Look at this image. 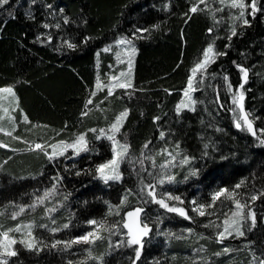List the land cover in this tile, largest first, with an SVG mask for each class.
I'll return each mask as SVG.
<instances>
[{"label":"trees","instance_id":"16d2710c","mask_svg":"<svg viewBox=\"0 0 264 264\" xmlns=\"http://www.w3.org/2000/svg\"><path fill=\"white\" fill-rule=\"evenodd\" d=\"M216 2L9 0L0 6V87L11 86L17 97L15 122L7 125L12 136L0 134V144L7 145L0 147V210L33 203L52 188L54 177H62L56 199L62 204L56 211L49 216L40 205L25 216L34 223L32 238L39 250L29 251L18 242L14 245L18 255L7 257L8 264L264 261V145L260 144L264 139V0H255L257 11L250 14L247 7L243 18L237 11L236 15L225 8L218 11L213 7ZM251 2L244 0L246 5ZM194 5L198 6L195 13L190 11ZM137 28L147 31L136 32ZM118 36L136 45L131 87L117 89L113 95L104 88L92 96L98 73L104 74L113 60L111 53L101 52L98 68L96 52ZM68 43L77 47L69 48ZM209 45L225 55H217L207 65L194 91V110L178 112L176 105L191 70ZM241 67L248 72L246 83ZM241 83L244 112L256 135L243 124L235 127L238 114L232 111L230 97ZM89 99L92 104L86 109ZM125 109L129 114L117 136L127 143L129 154L120 165L121 180L105 183L95 169L112 157L113 145L95 139L98 132L89 129H107ZM85 111L88 114L82 115ZM81 133H87L89 150L79 155L49 160L44 152L28 147L35 142L72 141ZM165 149L179 153V160L189 157L190 162L174 166L175 180L158 186L157 192L179 196L182 204L168 203L184 208L191 219L168 212L141 192L145 183L159 178V165L170 159ZM146 157L155 160V167ZM192 171L197 174L191 175ZM237 184L241 186L236 188ZM222 188L233 192V197L220 196L214 207L204 209V216L191 210L196 206L193 200L210 204ZM253 195L258 197L255 201ZM142 196L149 200L147 204ZM237 200L245 205L240 219L245 234L220 241L218 233L236 210ZM134 206L144 208L142 221L152 229L143 238L139 259L135 255L139 245H128L122 227L125 213ZM250 213L255 214L254 227ZM89 220L103 223L104 229L88 224ZM14 223L16 219L0 215L2 227ZM54 227L61 230L52 233ZM87 232L102 238L90 244L51 247L56 240L71 242ZM224 248L230 251L224 253Z\"/></svg>","mask_w":264,"mask_h":264},{"label":"snow or ice","instance_id":"6c2138e0","mask_svg":"<svg viewBox=\"0 0 264 264\" xmlns=\"http://www.w3.org/2000/svg\"><path fill=\"white\" fill-rule=\"evenodd\" d=\"M201 3H204L205 0H200ZM221 3H225L226 0H220ZM9 3V0H0V6L2 5H6ZM230 7L236 8L239 7L241 9H244L246 7L244 0H231V4L229 5ZM49 7H51L49 5ZM247 7H250L252 9V12L250 14H254L257 9H256V5H255V0H252V2L247 5ZM202 10V9H200ZM218 11H222V9H217ZM61 11H63L61 9ZM191 12L195 13L196 11H198V6H193L190 9ZM244 17V12L241 11L240 13V17L239 18H243ZM67 17H65V23H67ZM244 24L247 25L249 22L247 19H244ZM58 26V25H57ZM45 27H47V25H45ZM141 31H147L146 29H136V32H141ZM212 29H209V32H211ZM236 29L233 28L232 29V35H236ZM133 35H135V33H133ZM229 39H231V37H229ZM86 42V41H85ZM120 44H129L131 45V40H125L122 39L121 41H119ZM67 46L69 48H76L77 45L73 44V43H68ZM109 49H105V51H108ZM131 55L129 57L128 60V69L129 72L131 71L132 68V60H131V56L135 55L136 49L135 47H131ZM217 55H225V53H217L215 52L214 48L210 45L203 53V60L199 63H197L196 67L192 70L193 76H195L196 72L198 70L200 71H206L207 69V65L209 63H212L215 61V57ZM119 56V54H118ZM239 67V66H238ZM240 71L243 73V79L244 82H247V78H248V72L246 69L244 68H240ZM120 76H125L124 72L120 73ZM225 79H227V77H225ZM112 80H117V77L113 76ZM97 87H99V82L97 84ZM115 87H119V88H127V87H131L130 82L125 85L123 83H119L117 82V84L115 85ZM231 84H229V89L231 90ZM244 84L241 83L239 85V91L238 93L233 95V100L232 103L238 105L240 112L243 114L242 116L238 117L235 121V127L240 129L242 128V123L243 125L247 126V130L249 132H251L253 135H256L255 130L253 129V124L252 121L249 120L248 118V114L244 112V107H243V100H244ZM188 90L191 91H195L196 89L193 88V81L192 78H189L188 81ZM186 90L184 92V96L187 97L188 99V103H185L184 101H181V104L178 105L177 107V111L179 112L181 108H190L191 105H194L196 103V101L192 100V97L189 94V91ZM0 92H5L8 93L10 95L14 96V92L12 88H4V89H0ZM92 96H95V92L91 93ZM108 95H113V89L112 87H108ZM89 104H92V99H89L85 105V108L87 109V106ZM194 110V109H192ZM87 111L83 112L82 115H87ZM128 110L125 109L124 111H122L119 115H117L114 119V121L110 124L109 129L105 130V129H89L90 132L93 133H97L98 134L95 136V139H107L109 141L112 142L113 145V158L108 160L105 163L99 164L96 166L95 172L98 175V178L102 179L105 183H107L110 180H115V181H119L122 178V174L119 171L120 168V162L123 161L129 154V146L127 145V143L121 144L118 140L115 139L116 134L119 133L121 131V128L123 127V123L126 120L127 116H128ZM158 119V118H157ZM25 120H27V117H25ZM2 130V129H0ZM8 135H11V133H7ZM87 133H81L80 135H78L75 140L72 143H66L64 141H60L58 143H54V144H49V145H44V144H35L34 146L30 145V149L29 150H39L44 152V154L48 157L49 160H54L56 159L58 156H64L67 149H73L74 154L75 155H79L81 151H88V141L86 139ZM161 138L164 137V133L161 132L160 133ZM16 139H19V137H16ZM259 139V137H258ZM260 144L264 145V139H260ZM0 147H7V145L4 144H0ZM145 148L148 147V144L144 145ZM177 147H179V145H177ZM205 147L207 148V145H205ZM50 148L51 152L47 151V149ZM119 149V150H117ZM164 153L170 157V159L168 161H166L165 163H162L159 165V168L161 170L159 178H154L155 182H148L145 183L143 185V188L141 189V192L146 193V197L150 198V202L158 204L161 208L166 209L168 212H175L178 213L179 215L185 217L186 219H191V217L188 216V212L182 208V207H176L175 205H171L168 203V201H178L181 204L183 203V201L181 200V198L179 196H174L172 195L170 192H166V193H158L157 192V187L158 186H163L165 183H172L175 180V176L171 175L169 173H167V169L170 167H174L176 166V156L180 155L179 153H173V152H169L167 149L163 150ZM143 155V154H142ZM68 159H71V156L67 157ZM147 159H151L152 160V164L153 167H155V160L152 157H146ZM190 162V158L187 156H183L180 161L178 162L181 166L184 164H187ZM139 163L141 165H143V159H141L139 161ZM144 171H147V169H144ZM77 175H79L80 173L77 172ZM197 173L195 171L191 172V175H196ZM148 175H152L150 172L148 173ZM56 183L53 184L52 188L49 190H46L43 194L42 197H37V200L34 204L29 205L27 207L29 208H35L37 206V204H44V202L49 198V196L54 195L56 192V188H57V184L62 180V177H60L59 175L57 177L53 178ZM185 179H187V177H185ZM241 184H243V181H241ZM241 184H237L235 187L239 188L241 186ZM227 194V198H232L234 193L229 191L228 189H219L217 192H215L212 196V203L210 204H197V202L195 200H193L191 203L193 205H196L194 208H192V211L198 212L199 215L204 216L206 213L204 211V209L206 208H212L215 205V201L222 195ZM261 195H264V192L261 193ZM145 198V197H141V199L143 200V202L145 204H147L149 202V200ZM258 197L256 195L251 196V200L255 201ZM127 200V197H125L124 200L121 201V204H124ZM235 206L237 209H243V207L245 205H242L240 203L239 200H237L235 202ZM25 211V207L21 206L19 208V212L13 213L12 214V219H16V217ZM56 208L52 207V208H48L46 209V212L48 213H52L55 212ZM144 211L143 207H138L135 210L126 213L127 217H129L130 219L128 221L124 222V228H126L128 230V236L129 239L127 241L128 245H139V247L136 249V259H139L140 255H141V249L143 248V238L148 236V234L152 231L151 228H149L148 223H144L141 222L140 220V214ZM119 214V213H117ZM251 216V220H252V226H255L256 223V218H255V214L254 213H250L249 214ZM236 217H241V219H243V215L242 212H233L232 213V217L229 219H226L224 221V224L226 225V227H224V230L220 233H218V239L220 241H223L224 239H226L227 237L225 236V233H227L229 236L233 235V231L230 230V226L231 225H236L234 232L236 235L238 236H243L245 233L242 230V226H241V222L237 219H235ZM52 223L55 224V219H52ZM88 224L90 225H97L98 229L103 230L104 229V225L103 223H98L96 220H89ZM28 229H31L32 225H26L25 226ZM40 227H44L47 228V225H40ZM63 228H68L69 224L65 223L62 226ZM207 227V225H206ZM20 226H17L15 229H7L5 231H3L2 233H0V255L3 256H7V257H14L17 256L18 253L17 251L14 249V245L18 243V241L15 238H10L9 237V233L10 232H20ZM60 228H52L50 229V231L52 233H56L57 231H60ZM27 235L29 237L32 236L31 231H28ZM102 237H100L98 234L94 235L93 232H87L86 234L77 237L75 240L71 241V242H62L60 240H56L53 244H51L52 248H56L57 245L64 243L66 247L70 246V244L72 243H85V244H90V243H94L96 239H101ZM20 244H22L25 248H27L29 251H33V250H39L37 249V243L35 238L33 237L31 240H20L19 241ZM230 250L228 248H224L223 252L227 253ZM216 255H221V253H216ZM0 264H8L7 260H3L0 261ZM260 264H264V261H261Z\"/></svg>","mask_w":264,"mask_h":264},{"label":"rangeland","instance_id":"374dc122","mask_svg":"<svg viewBox=\"0 0 264 264\" xmlns=\"http://www.w3.org/2000/svg\"><path fill=\"white\" fill-rule=\"evenodd\" d=\"M230 4H231V0H226L225 3H221L220 0H217V2L213 4V7L215 9L216 8H219V9L225 8L228 11L229 14L231 13V15H236V11L238 12L237 13L238 16H240L241 11H243L244 14L247 12V5L246 4H245L246 7L244 9H241L239 7H236V8L230 7L229 6ZM250 10H252V9L250 8ZM122 39L130 40V39L124 37V36H118L111 43H108V44L104 45L99 51L96 52V66L98 68H99L98 64L100 63V60H101L100 59V53L101 52L102 53H111L113 60H112V62H109L108 69L104 72V74H101L100 72L98 73V78H97L95 91H94L95 93L100 91V90H102V89H104V88L108 91V87H110V86L112 87L113 92L116 91L117 89H122V88H119V87H115L117 82L123 83L125 85H127L129 82L131 83L132 68H131V71L129 72L128 60H129V57L131 55V52H130L131 47L134 46L135 49H136V45L132 41H131V45H129L127 43L120 44L119 41H121ZM105 49H109V50L105 51ZM118 54H119V56H118ZM134 56H131L132 66H133ZM202 60H203V56L201 57V59L197 63L201 62ZM197 63H196V65H197ZM196 65L193 67V69L196 67ZM192 70H191L190 77L192 78V81H193V88H196L197 84L201 83L202 80H203L202 77H203L204 71L198 70L196 72L195 76H193ZM121 72H124L125 76H123V77L120 76ZM113 76L117 77V80H112ZM98 82H99V87H97ZM9 87L12 88L11 86H4V87H0V89L9 88ZM127 88H129V87H127ZM186 90H188V83H187V86L185 87V89L182 91V97H181L180 102L176 105V109H177L178 105L181 104V101H184L185 103H188L187 97L184 96V92ZM188 91H189L190 96L192 97V100H194V91H191V90H188ZM238 91H239V87H237V88L232 90V92H231L232 95L230 97V100H231L230 104H231L232 111L234 113L238 114V117H240L243 114L240 112V109H239L238 105L232 103L233 95L238 93ZM13 92H14V96L10 95L8 93H5V92H0V123H3V124H0V129H2V130H0V134H6L7 135V133H9V132L11 133L12 132L7 127V125H12L13 122H15V111H17V105H16L17 104V97H16L14 89H13ZM194 106H195V104L191 105L190 108H181L180 111L183 110V109L191 110V109L194 108ZM244 126L247 127L246 125H244ZM108 129H109V127L107 129H105V130H108ZM117 134H116L115 139L118 140L121 144H124V142L121 139L118 138ZM10 136H12V134ZM75 138L72 141H64V142L72 143L75 140ZM58 142H60V141H55V142H51V143H45L44 145L54 144V143H58ZM35 144H37V142L28 143V145H29L28 147H30V145L34 146ZM39 144H43V143H39ZM117 150H119V149H117ZM47 151L51 152V149L48 148ZM66 154L75 155L73 149H70V148L67 149L65 155ZM113 155H114V153H113ZM113 155H112V157L110 159L113 158ZM166 161H168V160H166ZM166 161H164L163 163H165ZM179 161L180 160L176 158V165L179 164L178 163ZM121 162H120V165H121ZM172 169H173V167L168 168L166 170L167 173L172 175V173H171ZM119 171H120V168H119ZM113 181H115V180H110L108 182H113ZM165 184H167V183H165ZM44 192L42 193V195L40 197L43 196ZM58 196H59V192H58V189L56 188V192H55L54 195L49 196V198L44 202V204H37V206L35 208H29L27 206L34 204L36 202V200L33 203L29 204V205H18L16 208H14V209H12L10 211H8L6 209H4V210L1 209L0 210V215H6V218L12 219V214L13 213L19 212V208L21 206L25 207V211L20 213L16 217V223H14L11 226H3V227H2V225H0V233H2L3 231H5L7 229H15L17 226H20V229H21L20 232H15V231L10 232L9 233V237L10 238H15L18 242L20 240H25V239L26 240H31L32 236L29 237L27 235V233H28V231H31V233H32V227H33L34 223L32 221H30L29 219L25 218V216L26 215H32L33 212L40 205L44 206V211H45V209L52 208V207H55L57 209V207H59V205L62 204L59 200L58 201L56 200ZM238 211L242 212L241 209H237V208H236V210L234 212H238ZM46 213H48V212H46ZM52 213H54V212H52ZM52 213H48V215L50 216ZM231 217H232V215H231ZM235 219L240 221L241 217H236ZM26 225H32L31 229L26 228L25 227ZM224 227H226V225H224ZM224 227H223L222 231L224 230ZM235 227H236V225H231L230 226V230L233 231V235H236L235 232H234ZM233 235H231V236H233ZM225 236L229 237V235L227 233H225ZM0 251H2V250H0ZM6 258H7V256L0 255V261L6 260Z\"/></svg>","mask_w":264,"mask_h":264},{"label":"water","instance_id":"95a60500","mask_svg":"<svg viewBox=\"0 0 264 264\" xmlns=\"http://www.w3.org/2000/svg\"><path fill=\"white\" fill-rule=\"evenodd\" d=\"M138 207H141V206H134V207L130 208L126 213L131 212V211L135 210V209L138 208ZM143 212H144V211H143ZM143 212L140 214V220H141V222H143V221H142V215H143ZM126 213H125V215H124V220H123L122 226L124 225V222H125V221H128V220L130 219L129 217H127ZM123 228H124V226H123ZM124 230H125V232H126L127 235H128V230H127L126 228H124Z\"/></svg>","mask_w":264,"mask_h":264}]
</instances>
